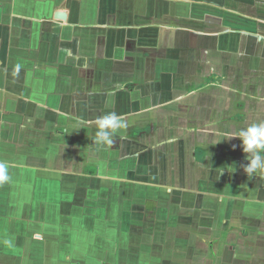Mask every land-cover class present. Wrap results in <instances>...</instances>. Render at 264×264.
<instances>
[{
  "label": "crops",
  "instance_id": "crops-1",
  "mask_svg": "<svg viewBox=\"0 0 264 264\" xmlns=\"http://www.w3.org/2000/svg\"><path fill=\"white\" fill-rule=\"evenodd\" d=\"M260 122L264 0H0V264H264Z\"/></svg>",
  "mask_w": 264,
  "mask_h": 264
},
{
  "label": "clouds",
  "instance_id": "clouds-1",
  "mask_svg": "<svg viewBox=\"0 0 264 264\" xmlns=\"http://www.w3.org/2000/svg\"><path fill=\"white\" fill-rule=\"evenodd\" d=\"M95 123L97 131L91 139L98 146L112 145L114 143L113 137L126 128L125 122L115 112H109L97 117ZM233 137L239 138L241 141L240 146L248 159V163L243 166V169L249 179L253 176L257 177L259 173L264 172V122L253 123L246 128L240 129L235 135L228 136L226 139ZM7 173V164L0 162V182L9 180ZM4 243L10 244L11 241L5 240Z\"/></svg>",
  "mask_w": 264,
  "mask_h": 264
},
{
  "label": "water",
  "instance_id": "water-1",
  "mask_svg": "<svg viewBox=\"0 0 264 264\" xmlns=\"http://www.w3.org/2000/svg\"><path fill=\"white\" fill-rule=\"evenodd\" d=\"M56 16H58V17H63L64 14H62V13H58ZM61 19H63V18H61Z\"/></svg>",
  "mask_w": 264,
  "mask_h": 264
}]
</instances>
